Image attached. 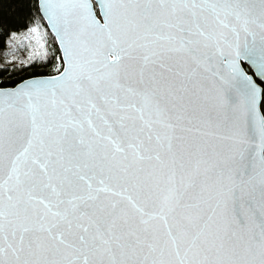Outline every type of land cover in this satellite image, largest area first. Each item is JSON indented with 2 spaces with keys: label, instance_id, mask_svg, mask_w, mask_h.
<instances>
[{
  "label": "snow or ice",
  "instance_id": "6c2138e0",
  "mask_svg": "<svg viewBox=\"0 0 264 264\" xmlns=\"http://www.w3.org/2000/svg\"><path fill=\"white\" fill-rule=\"evenodd\" d=\"M32 6L61 63L0 88V264H264V0Z\"/></svg>",
  "mask_w": 264,
  "mask_h": 264
},
{
  "label": "trees",
  "instance_id": "16d2710c",
  "mask_svg": "<svg viewBox=\"0 0 264 264\" xmlns=\"http://www.w3.org/2000/svg\"><path fill=\"white\" fill-rule=\"evenodd\" d=\"M34 0H0V85L9 86L19 83L22 79L33 75L51 74L61 63L59 59H51L52 55L60 56V51L54 34L48 28L39 13L32 6ZM43 26L47 31L48 61L22 63L27 61L28 52L21 42L13 45V36L17 32L27 31L33 21ZM15 52L16 55L13 53Z\"/></svg>",
  "mask_w": 264,
  "mask_h": 264
},
{
  "label": "water",
  "instance_id": "95a60500",
  "mask_svg": "<svg viewBox=\"0 0 264 264\" xmlns=\"http://www.w3.org/2000/svg\"><path fill=\"white\" fill-rule=\"evenodd\" d=\"M94 7H96V5L94 4ZM98 15V18H99V12L97 13ZM45 21V20H44ZM45 23L47 24V22L45 21ZM48 25V24H47ZM48 28L50 29V26L48 25ZM53 34V33H52ZM57 45H58V42L56 41ZM60 51V50H59ZM61 55V53H60ZM56 72H52L51 74H40V75H33V76H30V77H26L24 79H22L21 81H19V83L15 84V85H9V86H1L0 85V88H3L5 90H10V89H14L16 87H18L20 84L22 83H25L29 80H32V79H41V78H48L50 76H53L55 75Z\"/></svg>",
  "mask_w": 264,
  "mask_h": 264
},
{
  "label": "rangeland",
  "instance_id": "374dc122",
  "mask_svg": "<svg viewBox=\"0 0 264 264\" xmlns=\"http://www.w3.org/2000/svg\"><path fill=\"white\" fill-rule=\"evenodd\" d=\"M27 32H28V29H27V31L17 32V34L14 35L16 38L13 39L14 42H13L12 47H14V45H15L14 43L15 42H21V46H24L25 49L27 50L28 49V45L23 42L24 41V37L27 35ZM13 53L16 55L15 52H13Z\"/></svg>",
  "mask_w": 264,
  "mask_h": 264
}]
</instances>
